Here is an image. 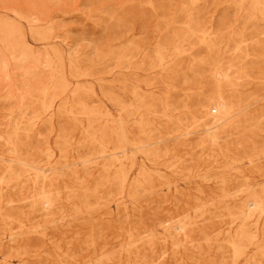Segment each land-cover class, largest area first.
<instances>
[{
    "label": "rangeland",
    "instance_id": "1",
    "mask_svg": "<svg viewBox=\"0 0 264 264\" xmlns=\"http://www.w3.org/2000/svg\"><path fill=\"white\" fill-rule=\"evenodd\" d=\"M0 264H264V0H0Z\"/></svg>",
    "mask_w": 264,
    "mask_h": 264
},
{
    "label": "bare ground",
    "instance_id": "2",
    "mask_svg": "<svg viewBox=\"0 0 264 264\" xmlns=\"http://www.w3.org/2000/svg\"><path fill=\"white\" fill-rule=\"evenodd\" d=\"M221 103V102H220Z\"/></svg>",
    "mask_w": 264,
    "mask_h": 264
}]
</instances>
